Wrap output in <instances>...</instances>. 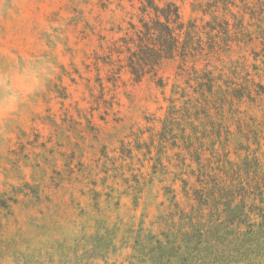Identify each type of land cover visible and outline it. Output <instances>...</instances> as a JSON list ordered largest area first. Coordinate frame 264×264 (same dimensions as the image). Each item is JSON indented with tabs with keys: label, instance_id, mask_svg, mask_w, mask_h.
I'll use <instances>...</instances> for the list:
<instances>
[{
	"label": "rangeland",
	"instance_id": "obj_1",
	"mask_svg": "<svg viewBox=\"0 0 264 264\" xmlns=\"http://www.w3.org/2000/svg\"><path fill=\"white\" fill-rule=\"evenodd\" d=\"M170 5L198 35L138 80ZM42 63L0 118V264H205L201 235L264 223V0H0V75Z\"/></svg>",
	"mask_w": 264,
	"mask_h": 264
},
{
	"label": "trees",
	"instance_id": "obj_2",
	"mask_svg": "<svg viewBox=\"0 0 264 264\" xmlns=\"http://www.w3.org/2000/svg\"><path fill=\"white\" fill-rule=\"evenodd\" d=\"M144 11H146V8ZM155 11L158 12V8H155ZM161 13L165 18V22H158V29L155 31L158 33V38L156 44H154L155 46L151 47L146 43L149 42L151 37L139 38L141 42L140 52L134 53L129 59L131 72L138 80L147 66L158 65L163 60L173 57L175 50L180 45V38H196L198 35L199 27L196 24H190L185 27L181 20L179 9L175 5H170L168 12L164 11ZM172 25L176 27L173 28ZM144 28L146 31V34L143 33L145 37L155 34L151 33L152 28L148 24H145ZM139 33L142 32L140 31ZM191 51H194V49L188 43L183 45L182 56L186 58ZM243 227L246 228L245 233H242ZM226 228V232L221 236L220 242L212 247L206 236H200L197 246L206 243L207 246L202 248V250L209 255L205 264H237L242 261H257L260 256L251 253L249 248L257 244L259 232L256 229H264V223L257 224L252 222L251 218L243 211L241 215L235 216L233 220H230ZM199 250L195 246L192 249V251ZM165 253L172 255L170 256L171 259L166 258L165 264H189L188 253L182 255L181 248L178 246L173 245L170 249L165 250Z\"/></svg>",
	"mask_w": 264,
	"mask_h": 264
},
{
	"label": "clouds",
	"instance_id": "obj_3",
	"mask_svg": "<svg viewBox=\"0 0 264 264\" xmlns=\"http://www.w3.org/2000/svg\"><path fill=\"white\" fill-rule=\"evenodd\" d=\"M53 73L54 68L42 63L36 68L26 64L19 72L0 75V87L7 90L0 98V118L16 113L29 96L42 90Z\"/></svg>",
	"mask_w": 264,
	"mask_h": 264
}]
</instances>
